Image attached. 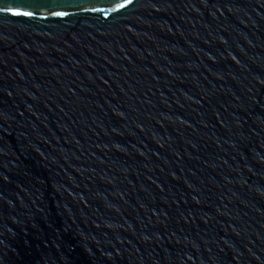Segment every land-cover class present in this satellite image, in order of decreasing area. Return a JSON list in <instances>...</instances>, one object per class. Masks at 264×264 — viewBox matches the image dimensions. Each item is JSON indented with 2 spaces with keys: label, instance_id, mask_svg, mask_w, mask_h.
<instances>
[{
  "label": "water",
  "instance_id": "water-1",
  "mask_svg": "<svg viewBox=\"0 0 264 264\" xmlns=\"http://www.w3.org/2000/svg\"><path fill=\"white\" fill-rule=\"evenodd\" d=\"M122 2L0 0V264H264V0Z\"/></svg>",
  "mask_w": 264,
  "mask_h": 264
},
{
  "label": "snow or ice",
  "instance_id": "snow-or-ice-1",
  "mask_svg": "<svg viewBox=\"0 0 264 264\" xmlns=\"http://www.w3.org/2000/svg\"><path fill=\"white\" fill-rule=\"evenodd\" d=\"M132 0H124L122 3L116 4L114 8L104 10V9H91V11H112L116 12L119 11L120 9L125 8L128 4H131ZM0 12H5V13H10L11 15H16V16H31L32 13L28 12H20L18 10H15L13 8H6V7H0ZM57 16H64L67 15L66 13H55Z\"/></svg>",
  "mask_w": 264,
  "mask_h": 264
}]
</instances>
